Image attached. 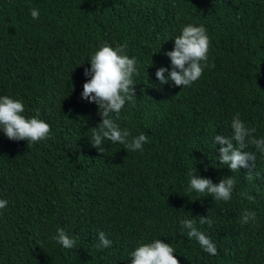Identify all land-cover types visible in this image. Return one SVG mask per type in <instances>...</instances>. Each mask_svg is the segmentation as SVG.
Listing matches in <instances>:
<instances>
[{
	"label": "trees",
	"instance_id": "16d2710c",
	"mask_svg": "<svg viewBox=\"0 0 264 264\" xmlns=\"http://www.w3.org/2000/svg\"><path fill=\"white\" fill-rule=\"evenodd\" d=\"M187 24L207 29L215 67L190 86L161 84L155 73L171 70L165 53ZM105 42L127 44L137 60L134 106L126 102L116 123L147 135L142 151L107 140L103 153L92 146L91 128L102 120L81 93L90 56ZM4 95L51 130L29 146L0 131V199L8 201L0 209V264H130L135 247L155 239L169 243L180 264H264V154L250 143L244 149L256 156L248 180V170L220 164L221 145L213 143L232 135L237 113L264 138V0H0ZM195 170L213 183L233 176L232 199L187 191ZM246 209L256 219L243 224ZM181 219H194L218 254L188 238ZM58 227L74 248L53 240ZM101 231L111 247H98Z\"/></svg>",
	"mask_w": 264,
	"mask_h": 264
},
{
	"label": "clouds",
	"instance_id": "9594fccd",
	"mask_svg": "<svg viewBox=\"0 0 264 264\" xmlns=\"http://www.w3.org/2000/svg\"><path fill=\"white\" fill-rule=\"evenodd\" d=\"M33 19L39 17L37 9H31ZM210 39L204 25L187 24L181 26L180 34L174 37V48L165 53L170 58L171 70L159 67L155 73L161 84L169 81L176 86L186 87L197 81L205 68L215 67L208 63ZM127 44L113 48L107 42L103 43L90 56V68H85L86 79L83 84L81 98L89 103H95L98 107L102 122L98 127L91 128L92 146L103 153L101 145L104 140L124 145L128 151H142L148 137L144 133L132 136L127 129H121L116 123L126 102L134 106V81L133 76L138 75L137 60L127 54ZM165 72L168 73L167 78ZM24 104L19 99L8 95L0 96V131L12 141H28L29 144L45 140L50 134V125L39 118V114L26 117ZM115 116V119L113 118ZM232 135H215L214 144H219V162L226 165L231 171L237 172L242 168L248 170L246 177L253 179L251 169L255 167L256 156L254 152L244 151L250 143L261 154H264V138L256 139L253 133L255 129L248 128L241 121L237 113L231 121ZM250 138V139H248ZM196 173V170H195ZM189 183L187 191H195L198 194L211 196L216 201H229L235 187L233 176L223 178L219 183H213L211 179L202 178L192 171L188 173ZM241 198L253 201L254 197L246 192L238 194ZM8 201L0 199V209L6 208ZM256 219V212L245 210L241 214L240 222L247 224L249 220ZM200 224L212 225L208 217H199ZM180 227L186 230L187 237L195 239L201 248L210 255H217V247L210 237L198 230L194 219L179 220ZM100 248H109L112 241L107 239L104 232H99ZM58 244L65 249H72L76 240L70 237L63 228L56 229L53 236ZM175 250L161 239H155L149 243H143L135 247L130 253V264H180L174 255Z\"/></svg>",
	"mask_w": 264,
	"mask_h": 264
}]
</instances>
